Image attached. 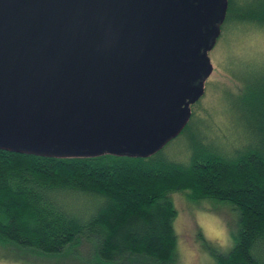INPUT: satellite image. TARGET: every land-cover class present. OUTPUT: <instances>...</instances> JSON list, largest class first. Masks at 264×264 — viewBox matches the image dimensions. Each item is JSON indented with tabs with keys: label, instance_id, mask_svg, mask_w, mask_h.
<instances>
[{
	"label": "water",
	"instance_id": "water-1",
	"mask_svg": "<svg viewBox=\"0 0 264 264\" xmlns=\"http://www.w3.org/2000/svg\"><path fill=\"white\" fill-rule=\"evenodd\" d=\"M229 0H0V149L149 157L189 124Z\"/></svg>",
	"mask_w": 264,
	"mask_h": 264
},
{
	"label": "trees",
	"instance_id": "trees-1",
	"mask_svg": "<svg viewBox=\"0 0 264 264\" xmlns=\"http://www.w3.org/2000/svg\"><path fill=\"white\" fill-rule=\"evenodd\" d=\"M237 3L229 0L222 31L235 17L264 30V0L245 9ZM240 76L245 92L227 98L243 133L230 143L204 137L193 112L172 140L187 141L184 153L171 141L149 157L0 149V246L65 255L91 241L94 264H178L171 194L179 191L239 212L235 245L228 254L213 252L217 264H264V78Z\"/></svg>",
	"mask_w": 264,
	"mask_h": 264
},
{
	"label": "rangeland",
	"instance_id": "rangeland-1",
	"mask_svg": "<svg viewBox=\"0 0 264 264\" xmlns=\"http://www.w3.org/2000/svg\"><path fill=\"white\" fill-rule=\"evenodd\" d=\"M237 1L245 9L250 0ZM230 24L210 51L214 71L206 81L204 95L192 106L195 118L202 123V135L228 143L243 133L233 116L235 107H231L228 95L245 92L240 74L249 82L264 78V30L238 17ZM169 145L182 153L188 147L186 140H174ZM171 195L178 212L173 221L178 264H217L213 252L228 254L235 245L239 212L230 203L216 198L197 200L190 193L179 191ZM87 242L73 248V254L65 255H45L14 244L1 245L0 264H94V244Z\"/></svg>",
	"mask_w": 264,
	"mask_h": 264
}]
</instances>
